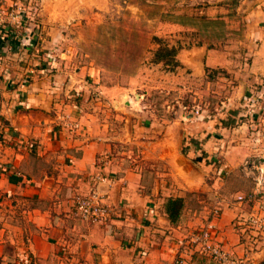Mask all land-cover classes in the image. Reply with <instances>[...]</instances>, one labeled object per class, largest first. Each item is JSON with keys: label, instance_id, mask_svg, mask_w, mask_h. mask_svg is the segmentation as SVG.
I'll use <instances>...</instances> for the list:
<instances>
[{"label": "crops", "instance_id": "obj_1", "mask_svg": "<svg viewBox=\"0 0 264 264\" xmlns=\"http://www.w3.org/2000/svg\"><path fill=\"white\" fill-rule=\"evenodd\" d=\"M38 2L47 36L53 8L47 0ZM43 36L0 35V264H177L178 256L181 264H218L184 248L178 254L177 240L186 228L169 221L165 199L181 198L182 211L188 193L209 188L205 176L211 168L202 162L216 152L226 158L227 170L239 166L244 155L264 157V132L245 135L239 125L241 132L228 139L225 122L190 115L141 124L133 116L150 112L141 94L135 103L130 88L116 92L103 85L92 66L66 70L68 56L53 54L49 41L40 42ZM45 48L51 50L37 54ZM200 49L215 62V50ZM261 50L253 54L250 71L264 79V46ZM189 51L191 57L199 54ZM72 121L77 122L73 129ZM134 144L141 147L136 158L151 160V169L138 165L129 151L119 153L121 145ZM198 155L201 161L194 164ZM158 163L167 173L155 168ZM100 171L113 180L98 184L111 213L104 224L89 225L72 215L73 198L89 193ZM213 173L217 189L221 182ZM225 204L216 222L223 249L234 264H264V233L234 226L239 208Z\"/></svg>", "mask_w": 264, "mask_h": 264}, {"label": "rangeland", "instance_id": "obj_2", "mask_svg": "<svg viewBox=\"0 0 264 264\" xmlns=\"http://www.w3.org/2000/svg\"><path fill=\"white\" fill-rule=\"evenodd\" d=\"M47 4L53 8V14L52 21L46 22L48 35L43 32V36L38 0H0L5 12L10 9L14 13H18L17 9L24 12L18 13L24 27L16 30L14 39L25 38L24 34L31 40L43 36L40 42L49 41L51 48L56 50L53 54L58 57L61 52L68 56L66 70L75 72L84 68L86 71L87 66H92L100 71L103 85L115 87L116 92H121V87L130 88L129 97L135 103L141 94V101L150 112L144 117L133 116L134 120L149 124L155 120L178 119L181 115L203 119L216 117L225 122L224 136L228 139L238 129L241 132L239 125L246 130L245 135L252 131L264 132L260 128L261 124L264 126V79L250 71L253 54L264 46V0H47ZM39 46L36 41L33 47L38 50ZM161 46L176 49L175 60L179 65L164 64L168 57L163 61L156 60L154 52ZM201 47L217 52L213 65L206 54L201 55ZM44 50L51 49H42L37 54H43ZM189 50L199 51L192 56L197 61V71L190 65L193 58ZM162 121L156 124L157 130L162 127ZM253 122L258 124L256 128L251 126ZM76 123L72 121L70 128H75ZM2 130L0 127V142ZM260 141L258 137L256 143L260 145ZM121 146L119 153L129 151L141 167L151 169L155 165L151 160L136 158L141 147L135 144ZM180 151L185 155L182 145ZM198 157H193L194 164L200 160ZM224 158L216 152L202 162L211 168V175L205 176L209 188L188 193L183 212L180 210L178 218L172 222L185 224L186 228L177 240L179 255L182 248L186 249L179 242L210 223L216 233V242H220L216 222L225 203H234V207L239 208L234 226L257 236L264 233V184H257L258 173L249 167L252 162L264 165V157L244 155L243 161L233 170L222 168ZM158 164L155 168H159L160 173H167V169ZM214 170L221 182L217 189ZM98 176L113 184L112 178L101 171L96 180ZM96 183L93 187L99 189V183ZM238 196H242V200ZM102 202L109 205L106 194ZM214 206L220 207L217 216L212 214ZM110 213L111 209L105 219L92 223L72 210L76 219L89 225L104 224ZM181 214H184L183 218ZM227 254L234 264V259ZM174 261L181 264L183 259L178 256Z\"/></svg>", "mask_w": 264, "mask_h": 264}, {"label": "built area", "instance_id": "obj_3", "mask_svg": "<svg viewBox=\"0 0 264 264\" xmlns=\"http://www.w3.org/2000/svg\"><path fill=\"white\" fill-rule=\"evenodd\" d=\"M12 11L14 10L10 9L8 12H5L4 8L0 6V31L3 28L5 30V32H0V35L6 33L13 40L16 30L24 27L22 20L19 18V14H24V12L21 13L20 11L23 10L20 9H17L19 14ZM11 22L13 26H11ZM24 32H26V28H24ZM255 141L257 142L258 138ZM249 167L258 173L256 180L259 183L257 184L260 185V182L264 184V165L252 162L249 164ZM244 169H247V167L244 166ZM97 178V183L107 182V184H111L109 179L107 180L102 176H98ZM104 196L105 194L101 193L97 187H93L87 195L75 197L73 209L76 215L92 223L105 219L108 216L110 207L102 202ZM238 199L242 200V196H238ZM219 210L220 207L214 206L212 209L213 216H217ZM214 236L215 240L213 241ZM179 245L185 247L186 250H194L196 253L199 252L200 254L207 255L215 263L233 264L227 252L221 247L220 242H216V233L212 223L207 226L205 225L198 233H192L184 240H181Z\"/></svg>", "mask_w": 264, "mask_h": 264}, {"label": "trees", "instance_id": "obj_4", "mask_svg": "<svg viewBox=\"0 0 264 264\" xmlns=\"http://www.w3.org/2000/svg\"><path fill=\"white\" fill-rule=\"evenodd\" d=\"M154 55L157 56L158 61H163V58L168 57L167 60L163 61L164 64L166 62L172 63L173 66L179 65L177 60H175L176 56V49L174 48H168V47H159L155 50ZM182 208V199L181 198H167V200L164 203V212L166 213L169 221L175 222L178 218L179 212Z\"/></svg>", "mask_w": 264, "mask_h": 264}]
</instances>
